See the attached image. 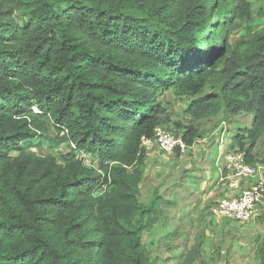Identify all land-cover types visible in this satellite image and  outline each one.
Masks as SVG:
<instances>
[{"label":"trees","instance_id":"trees-1","mask_svg":"<svg viewBox=\"0 0 264 264\" xmlns=\"http://www.w3.org/2000/svg\"><path fill=\"white\" fill-rule=\"evenodd\" d=\"M250 16L247 0H0V264H149L142 139L171 123L164 91L189 99L195 122L251 114L236 146L255 164L264 30L234 47L223 31ZM43 118L57 129L49 141L98 169L26 149L48 132ZM196 136L185 127L187 145ZM257 252L264 264V236Z\"/></svg>","mask_w":264,"mask_h":264},{"label":"rangeland","instance_id":"rangeland-1","mask_svg":"<svg viewBox=\"0 0 264 264\" xmlns=\"http://www.w3.org/2000/svg\"><path fill=\"white\" fill-rule=\"evenodd\" d=\"M247 1L251 8L250 19L230 20L223 26V31L227 34V43L231 47L240 41L244 42V45L247 44L249 39L264 30V0ZM213 16L211 15V21H213ZM16 19L19 25L24 22L19 16H16ZM206 26L205 23L204 33L207 30ZM217 39L219 41L224 39V35L219 34ZM213 84L214 81L209 83L202 95L210 94ZM158 100L163 104V108L165 106L166 113L170 115L171 125L179 131L183 132L185 127L199 126L201 123L195 122L185 115L189 99L176 96L171 90H168L159 93ZM32 111L37 113L39 110L33 106ZM243 114L248 115V119L252 117L248 113L239 115ZM44 122L47 124L48 132L39 136V140L32 142L31 145H24L26 149L37 155L53 154L60 165L72 159H81L86 166L98 169L94 157L75 151L72 146L55 145L49 141L46 136L54 139L57 136V129L46 118ZM178 124L179 126H177ZM61 135L62 133L58 136ZM257 148L263 150L264 141ZM15 155L12 154V156ZM258 158V164H263L264 158L262 156ZM172 205L169 202L164 206L160 205L157 209L154 208V205L151 206L155 209L151 218L153 221L148 222L150 225L142 234V246L149 264H261L257 250L261 238L264 236V217L258 220V226L254 231H251L248 223L230 221L231 224H228L226 221L228 219H209L207 210L204 212L205 209L200 211L195 209L188 216L178 217L174 214L178 213L179 209L177 207L173 209ZM169 216L173 217L172 222H170L169 218L171 217ZM222 221L224 225L221 224ZM165 227L170 229L166 232ZM153 230L156 232H152Z\"/></svg>","mask_w":264,"mask_h":264},{"label":"crops","instance_id":"crops-1","mask_svg":"<svg viewBox=\"0 0 264 264\" xmlns=\"http://www.w3.org/2000/svg\"><path fill=\"white\" fill-rule=\"evenodd\" d=\"M251 120L252 117L248 119L246 114L230 116L221 111L216 116L201 121L197 126V136L184 156L164 154L155 145L146 146L144 176L139 185L138 201L144 206L154 203L155 209L171 202L173 209H179V212L174 214L178 217L188 216L195 209H205L209 219H216L217 217L211 215L210 208L217 201L230 198L236 193L225 183L219 182L224 157L226 153L238 150L236 138L242 133L245 135L243 131L250 127ZM240 131L242 133H239ZM263 141L264 138L260 139L253 150L255 164H258V157L264 158V149L257 148ZM258 181H264V169L259 176L244 180L241 187L249 188ZM155 209L151 212V218ZM262 215L264 210L258 209L253 219L248 222L251 231L258 226V220L264 217ZM169 217L172 222L173 217ZM218 219L226 220H216ZM226 221L231 224L232 220ZM221 224L224 225L223 221ZM168 229L170 228L165 227L166 232Z\"/></svg>","mask_w":264,"mask_h":264},{"label":"built area","instance_id":"built-area-1","mask_svg":"<svg viewBox=\"0 0 264 264\" xmlns=\"http://www.w3.org/2000/svg\"><path fill=\"white\" fill-rule=\"evenodd\" d=\"M171 124L157 126L151 139H142V146L145 148L154 144L164 154L186 155L190 147L183 139L184 131H179ZM263 169V164L249 165L244 152L240 150L226 153L219 182L225 183L236 193L230 198L214 203L210 208L211 215L248 223L258 209L264 210V181L255 182L249 188L241 187L244 180L259 176Z\"/></svg>","mask_w":264,"mask_h":264}]
</instances>
